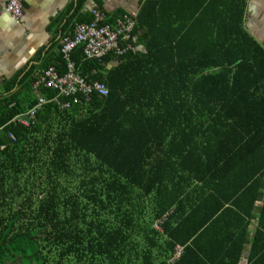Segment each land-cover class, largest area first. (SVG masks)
I'll use <instances>...</instances> for the list:
<instances>
[{
	"label": "trees",
	"instance_id": "1",
	"mask_svg": "<svg viewBox=\"0 0 264 264\" xmlns=\"http://www.w3.org/2000/svg\"><path fill=\"white\" fill-rule=\"evenodd\" d=\"M173 2L143 3L122 54L72 51L105 97L61 109L39 83L26 128L11 119L37 98L1 96L0 264H116L161 237L181 246L174 264H237L259 198L248 264H264V47L242 28L244 0H203L185 19Z\"/></svg>",
	"mask_w": 264,
	"mask_h": 264
},
{
	"label": "crops",
	"instance_id": "2",
	"mask_svg": "<svg viewBox=\"0 0 264 264\" xmlns=\"http://www.w3.org/2000/svg\"><path fill=\"white\" fill-rule=\"evenodd\" d=\"M145 1L148 0H23L22 17L19 22L13 21L6 14H1L0 98L7 95L6 89L9 86L8 94H18L17 97L24 102L23 107H26L29 101L41 96L39 83H37L40 70L52 65L59 73L64 72V62L60 58L59 51L60 41L62 36L71 32L74 22L82 15H92V11L97 10L104 15L105 23L113 28L117 19H122L129 13H135L137 16V12ZM202 2L203 0L173 2L176 5L175 16L182 19L189 17L192 9L197 5L201 6ZM5 5L6 0H0V12L4 10ZM180 5H186L184 12L178 9ZM113 16L122 17L114 22L111 21ZM69 18L72 20H68ZM108 19L109 22H107ZM241 24L243 30L264 47V0H244ZM140 47L142 48L141 45ZM61 66L62 71H60ZM30 78L31 84L25 87L24 83ZM3 135L4 132L0 129V137ZM2 149L3 147L0 148ZM21 186L19 184L13 188L20 190L21 193ZM262 191L260 189L261 196ZM260 201L259 198L255 202L250 213L246 241L240 251L237 264L249 263V243L256 227ZM167 239L168 237L159 238L157 243H160V246L149 251L125 252L123 260L116 264H174L173 262L181 253V246L180 244L171 245ZM220 252L217 249L210 250L207 251V255L215 259L221 256ZM143 257L146 258L142 259ZM133 258L142 260L135 261ZM149 258L151 260L145 261ZM4 264H20V262L14 259L7 260ZM188 264H193V260Z\"/></svg>",
	"mask_w": 264,
	"mask_h": 264
},
{
	"label": "built area",
	"instance_id": "3",
	"mask_svg": "<svg viewBox=\"0 0 264 264\" xmlns=\"http://www.w3.org/2000/svg\"><path fill=\"white\" fill-rule=\"evenodd\" d=\"M23 0H6L5 8L1 14L8 15L13 21L19 22L22 17ZM135 13L124 16L123 21H117V27L111 28L103 24L104 16L99 11H93V21L90 24H79L75 26L72 36L64 37L60 41V52L64 62L65 70L59 73L54 66L41 69L37 83L45 87L55 89L56 96L52 99L61 109H69L71 104L79 105L80 96L89 99L91 93H96L100 97L107 95V87L98 81L87 82L78 72L71 53L75 47L82 45V52L85 58L99 59L109 53L122 54L130 47L119 45V39L127 41L129 33L135 25ZM100 24V25H98ZM102 24V25H101ZM64 99V101L59 100ZM68 99H71L70 102ZM45 101L37 97V103L26 111L15 115L11 121L22 127H30L34 123L35 112L40 109ZM14 140V136L9 134Z\"/></svg>",
	"mask_w": 264,
	"mask_h": 264
}]
</instances>
